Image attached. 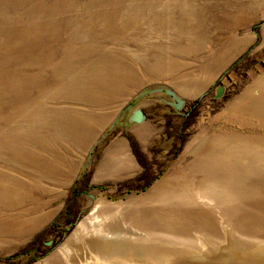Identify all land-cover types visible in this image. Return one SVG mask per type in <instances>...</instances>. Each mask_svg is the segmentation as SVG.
Instances as JSON below:
<instances>
[{"label":"rangeland","instance_id":"obj_1","mask_svg":"<svg viewBox=\"0 0 264 264\" xmlns=\"http://www.w3.org/2000/svg\"><path fill=\"white\" fill-rule=\"evenodd\" d=\"M33 20L47 27L39 49L45 58L58 48H47L54 24L62 26L59 47L85 48L74 41L77 22L85 27L82 33H92L89 37L104 46L102 55L125 62L124 68L131 67L142 80L121 85L118 93L104 86L111 100L91 105L85 97L90 79L102 81L91 70L97 73L96 62L103 57L74 53L71 69L75 66L85 79L73 89L78 94L73 100L42 101L65 114L47 116L31 133L20 130L27 123L17 118L14 128L0 135L5 145L0 148V264H144L149 251L181 248L164 237L151 239L130 219L133 212L157 206L155 197L165 187L152 193L173 174L183 179L194 166L189 171L200 174L197 184L203 187L209 178L236 183L242 177L240 182L250 185L264 181L261 173L255 174L264 168V0H0L1 65L12 66L8 49L22 55L19 62L33 58V48L23 51L14 39L4 44L6 32L15 31L12 22L20 26ZM112 25H121L122 34L112 32ZM201 39L204 47L196 50ZM56 51L53 61L59 63L60 49ZM158 60L171 64L172 72L148 79ZM48 70L45 80L53 83ZM220 84L227 87L226 94L214 100ZM158 89L174 91L185 105L180 110L167 105L163 100L169 98ZM136 109L145 113V122H129ZM86 118L103 120L88 130V138L81 136ZM206 164L231 166L232 172L206 175ZM247 165L253 171L238 172ZM9 184L12 193L5 188ZM205 192L200 189V197ZM251 195L264 197V191ZM219 196L222 201L202 199L201 205L217 215L221 235L213 244H201L199 254L210 258V252L215 264L220 259L264 264V239L235 233L228 222L231 209L234 216V207L247 206L238 197L234 202ZM118 233L122 239L104 237ZM90 240L98 242L99 250L86 243ZM193 250L188 255L179 251L195 258ZM186 256L174 258V264H186Z\"/></svg>","mask_w":264,"mask_h":264},{"label":"bare ground","instance_id":"obj_2","mask_svg":"<svg viewBox=\"0 0 264 264\" xmlns=\"http://www.w3.org/2000/svg\"><path fill=\"white\" fill-rule=\"evenodd\" d=\"M165 8L167 9V7ZM92 17V15H89V18L92 19ZM99 17L103 16L101 15ZM125 17L126 16L121 17V20L123 21ZM157 18H159V16H157ZM14 23L15 22H12L13 25H11L14 27L15 31L6 32V35L4 33V44L8 46V43L12 42L11 39H14V41H17L20 44V48H22L23 51H28V48H33L35 53L33 58L30 56L26 59V63H22V61L19 62L22 55L16 54L13 49H8V53H10L8 62L12 64V66L0 64V135L2 136H6V133H9V131L14 128L12 127L14 119L22 118L26 121L27 127L25 128L23 123H20L21 125H19V128L24 132L31 133V128L33 126H38V124H44L47 116L58 117L59 115L61 116L65 114V112L61 110H50L46 108L42 101L46 99L48 101H55L58 97H65L67 99L72 98L71 100H73V98L76 97L75 95L78 93H76L77 91L73 93V89L78 88L77 82L85 81V79L83 76H80L79 69H74L75 66L71 69V60L72 57H75L74 53L89 54L90 56L100 54L103 57L99 58L96 62L98 65L94 64L97 67V73H95L94 70H91L93 76L99 75L98 78L102 79V81L93 78L90 79L93 81L92 83H89L91 85L89 88L90 90L88 89L85 97L91 105L94 102L102 105L111 100V96L108 95L109 93L107 94V92H105L106 90L103 88L104 86H108L110 89L115 88V92L118 93L120 88H122L121 85H137L142 80H139L137 75L133 74L134 70H132L131 67L124 68V66H126L125 62L117 61L115 56V58L107 59L102 55L101 52H105L104 46L102 44H96L95 38L89 37L90 35L93 36L92 33H82V28L85 27L78 26L77 22L73 24V36L77 38V40L74 41L77 43L83 42L85 45V48L80 47L79 50L75 49L76 47L73 44H67L62 48L59 47L61 33L58 32V29L62 26L54 24L57 29L55 32L52 31L49 39L50 44H48L47 48L58 46L54 51L60 49L62 61L59 63L53 61L55 58L53 50L51 51L52 55L49 58H45L42 55V52L39 53V49L41 51L42 46L45 44L42 31H47L46 26L38 25V21L36 20L20 26L15 25ZM127 26L129 25L127 24L125 27ZM110 30H113L112 32L117 31V34L121 35L123 32L122 30L124 29H121V25L120 27H114V25H112ZM202 42L203 39L197 41L195 47L196 50L204 47ZM163 62L164 60L154 62V69L152 68V71L148 73V79L167 78L166 75L172 72V65L168 64V62ZM126 63H128V61H126ZM22 66L23 68H21ZM34 67L35 69H33ZM8 69L11 71H8ZM47 69H49L48 71L52 70L51 74L55 77L53 83H47L45 80ZM163 71L165 74H162ZM51 80L53 81V79ZM88 80L89 79H87V82ZM54 83H57V88L54 86ZM175 85L179 86L178 83H175ZM50 87L52 88L50 89ZM93 89L104 92V94L98 95L95 91H92ZM96 120L93 119L91 121L86 118L81 136L85 135V137L88 138L86 135L90 134L88 133V130H94L95 126L103 122L100 118ZM0 148H5V145L1 140ZM205 166H210L211 168H206ZM205 166H202L203 171H201L203 174L207 173L206 175L214 176L216 173V175H218V173L222 174L227 172L228 174H231L232 172L231 166L225 168L223 164H220V167L217 164H206ZM193 167L194 166H191L187 169V177L179 179V177H177L179 173L175 175L173 174V176L167 179L165 183L155 188L152 194L157 193L162 186L165 187V190L159 192L155 197L154 202H159L156 207L132 213L130 218L132 225L147 232L151 236V239L161 240L160 237H164V242L173 243L181 247L179 249L172 247L166 249L158 248L152 253L149 251L144 260H141L144 264H164L166 262L174 264V258H179L180 261H183V256H186L179 250L187 252L186 254L188 255V252L191 251L192 248L194 249L193 252L196 254V257L191 258L186 256V264H215L216 259L210 252H208L210 258H205L199 254V252H201V244L204 247L205 244H213L221 235L216 222V217L214 216L216 214L211 207L205 208L201 205V202L205 197L210 200L218 199L219 201H222L219 196L220 193L226 195L230 201L234 202L236 197H238V202L247 206L234 207V216L232 209L230 210L228 222L230 223L231 229L234 230L235 233H240L247 238L253 237L256 239H264V197L251 195V192L264 191V181L250 185L248 181L240 182V178L242 177L236 178V183L234 182V179L226 177L219 180L209 178L204 181L203 187L201 182L200 186L197 184L200 174L198 177L196 172L189 171ZM239 167L238 172H242L243 174L244 172H247V170H252L248 165L247 169H244L243 166ZM213 168L217 169V171L215 172ZM260 170L261 171L259 172H255V174L261 173L262 176H264V168H260ZM205 186H207V188ZM200 189H202V192L206 191L203 193L202 197H200ZM252 210H254V212H252ZM200 231L207 233V235L205 234L204 237L197 236V234H200ZM96 232L100 234L98 230H96ZM194 235L198 237L199 241L195 239ZM96 236L98 235L96 234ZM104 237L121 238L122 236L118 233L114 236L104 235ZM86 243L89 244L93 250H99L98 242L90 240L86 241ZM218 261L221 264H227L223 259Z\"/></svg>","mask_w":264,"mask_h":264},{"label":"water","instance_id":"obj_3","mask_svg":"<svg viewBox=\"0 0 264 264\" xmlns=\"http://www.w3.org/2000/svg\"><path fill=\"white\" fill-rule=\"evenodd\" d=\"M227 91V87L224 84H220L217 86L214 90V100H221ZM155 92H163L167 95L169 98L168 100H163L167 105L174 107L176 110H180L184 105L185 101L182 100L177 96V94L170 90V89H158L155 90ZM146 121V115L145 113L140 110L136 109L131 113V116L129 117V122L133 124H141Z\"/></svg>","mask_w":264,"mask_h":264},{"label":"crops","instance_id":"obj_4","mask_svg":"<svg viewBox=\"0 0 264 264\" xmlns=\"http://www.w3.org/2000/svg\"><path fill=\"white\" fill-rule=\"evenodd\" d=\"M2 183H3V182H2ZM2 183H1V184H2ZM9 183L11 184V182H9ZM4 184H5V183H4ZM10 184H9L8 187L6 186L5 188H6V189H9V192L12 193V192H13V187L10 186ZM10 188H11V189H10Z\"/></svg>","mask_w":264,"mask_h":264}]
</instances>
